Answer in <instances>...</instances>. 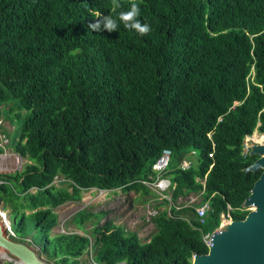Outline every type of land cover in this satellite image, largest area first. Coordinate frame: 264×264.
<instances>
[{
	"label": "trees",
	"instance_id": "obj_1",
	"mask_svg": "<svg viewBox=\"0 0 264 264\" xmlns=\"http://www.w3.org/2000/svg\"><path fill=\"white\" fill-rule=\"evenodd\" d=\"M118 2L0 0V119L23 118L14 151L28 160L0 175V203L10 238L30 237L49 264H192L224 215L246 218L262 174L246 172L259 156L244 155V143L264 134V0ZM132 3L147 35L118 20ZM97 12L118 29L90 31ZM160 179L170 199L144 184ZM91 189L154 202L155 231L144 241L140 229L103 221L106 211L83 209L67 223L81 233L53 235L54 209ZM191 196L210 204L212 231Z\"/></svg>",
	"mask_w": 264,
	"mask_h": 264
},
{
	"label": "water",
	"instance_id": "obj_2",
	"mask_svg": "<svg viewBox=\"0 0 264 264\" xmlns=\"http://www.w3.org/2000/svg\"><path fill=\"white\" fill-rule=\"evenodd\" d=\"M249 154L259 158L246 172L262 170V174L243 204L249 210L248 215L243 220L232 221L223 217L220 227L213 232L208 253L195 254L192 264H264V143L251 145ZM4 225L0 220L1 249L22 264H49L30 245L6 235Z\"/></svg>",
	"mask_w": 264,
	"mask_h": 264
},
{
	"label": "rangeland",
	"instance_id": "obj_3",
	"mask_svg": "<svg viewBox=\"0 0 264 264\" xmlns=\"http://www.w3.org/2000/svg\"><path fill=\"white\" fill-rule=\"evenodd\" d=\"M4 118L3 127L6 128V137L9 140L8 149L11 153H15L14 145L19 137L20 125L23 121V118L14 119L12 122L6 116ZM259 136L261 142L264 143V134H253L248 140V145L251 146L256 143H261L254 140L255 136ZM196 157H194L195 159ZM28 160L24 158L23 165L19 168L21 171ZM23 167V168H22ZM22 168V169H21ZM16 171V170H15ZM13 169H9V174L15 172ZM56 184H58L56 182ZM154 188V187H153ZM0 208L2 209V204L0 203ZM87 209L98 213L101 211H106L107 215L103 219H117V224H125L128 228L137 230L140 229V237L146 241L150 234L155 231L153 223H151L150 215L155 214V203L151 202L149 204H141L138 200V194L135 191L127 192L123 190H117L115 192L111 191H100L97 189H91L82 193V199L78 202H68L60 207L54 209V212L58 216V224L53 229V235L58 233H67L69 231L77 230L75 225L67 223L72 219V217L79 211ZM160 209H163L160 208ZM14 218L11 216V221ZM214 228V223L212 219L207 222V225H202V230L212 231ZM213 233V232H212ZM6 235H11L9 232ZM26 244H32L30 237L26 239ZM36 252H38L39 247L30 245ZM0 264H20V261L17 258L11 257L8 255L5 250L0 248ZM85 264H95L93 261L89 260ZM122 264V263H121Z\"/></svg>",
	"mask_w": 264,
	"mask_h": 264
},
{
	"label": "built area",
	"instance_id": "obj_4",
	"mask_svg": "<svg viewBox=\"0 0 264 264\" xmlns=\"http://www.w3.org/2000/svg\"><path fill=\"white\" fill-rule=\"evenodd\" d=\"M4 121L0 119V129L3 127ZM251 138V136H247L244 143V155H247L250 152V147L248 145V140ZM9 140L6 137V134H4L0 130V175H6L9 174L8 170L13 169L14 171L20 170L19 168L24 163V157H22L18 153H11L8 149ZM170 158H171V152L169 150H165L163 152L162 157L156 162L153 169L157 173L161 174L163 173L170 164ZM183 166L187 168L189 166V163L184 162ZM23 168V167H22ZM21 168V169H22ZM15 171V172H16ZM7 181L3 179L0 176V186L6 184ZM144 184L148 185L150 188H152L154 191H156L159 195L163 196L164 198H169L167 195V192L170 188V181L167 179H160L155 183L150 182H144ZM154 187V188H153ZM170 199V198H169ZM199 198L197 196H191L189 197V200L187 202V206L194 207L198 222L200 225H204L206 223L208 213L210 211V204L204 203L202 205H198ZM230 209V207H229ZM228 221H232L230 214L224 215ZM0 220L4 221V228H6L7 233L9 232L11 235H8L9 237H16V234L12 230L11 223L9 221L7 212L0 208ZM212 235L213 233H207L203 235V242L204 244L209 247L212 244Z\"/></svg>",
	"mask_w": 264,
	"mask_h": 264
},
{
	"label": "clouds",
	"instance_id": "obj_5",
	"mask_svg": "<svg viewBox=\"0 0 264 264\" xmlns=\"http://www.w3.org/2000/svg\"><path fill=\"white\" fill-rule=\"evenodd\" d=\"M114 7L120 8L118 0H113ZM140 15V8L136 3H132L127 11H120L118 20L123 23L124 28L130 31H135L141 36L147 35L151 31V27L147 23H142L138 17ZM94 23H90L88 28L92 32L107 31L109 33L114 32L118 29L119 24L116 18L112 15L102 16L101 13H96Z\"/></svg>",
	"mask_w": 264,
	"mask_h": 264
},
{
	"label": "bare ground",
	"instance_id": "obj_6",
	"mask_svg": "<svg viewBox=\"0 0 264 264\" xmlns=\"http://www.w3.org/2000/svg\"><path fill=\"white\" fill-rule=\"evenodd\" d=\"M259 138H260V137L256 135V136L254 137V140H255V141H258V142H261L262 140H260ZM261 143H262V142H261ZM20 264H22V263L20 262Z\"/></svg>",
	"mask_w": 264,
	"mask_h": 264
}]
</instances>
